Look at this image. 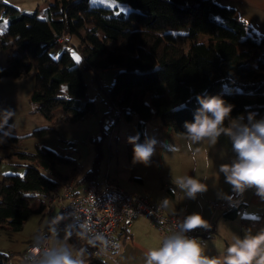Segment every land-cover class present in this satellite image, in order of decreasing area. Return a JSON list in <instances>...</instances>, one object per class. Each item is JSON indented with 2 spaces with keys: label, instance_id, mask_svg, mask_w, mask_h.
Here are the masks:
<instances>
[{
  "label": "trees",
  "instance_id": "obj_1",
  "mask_svg": "<svg viewBox=\"0 0 264 264\" xmlns=\"http://www.w3.org/2000/svg\"><path fill=\"white\" fill-rule=\"evenodd\" d=\"M115 1L126 2L130 9L91 7L89 0H59L48 3L39 18L36 11L24 12L0 0V49L13 50L0 67V79L33 71L29 101L38 104L31 111L51 124L28 135L55 134L69 145L67 153L44 146L36 147L34 153L13 152L23 161L25 173L5 174L0 179V229L20 230L30 215L28 202L39 195L46 200L69 180L74 181L73 194H77L89 181L101 179L105 133H87L86 138L94 142L95 158L83 170L70 154L77 151L76 140L66 139L57 128L62 121L76 122L96 110L88 97L85 70L91 71L103 91L99 101L105 111L100 125L110 103L119 108L116 121L121 114L128 120L136 118V133L141 137L153 117L174 132H182L183 122L191 120L198 107L197 94L222 96L234 105L232 116L264 112V36L251 32L232 6L215 0ZM60 40L61 53L53 58L49 51ZM71 48L83 58L79 64L72 60ZM108 70L113 80L101 84L100 75ZM4 131L0 128L1 141L18 139L9 132L3 135ZM59 165L67 166L68 172L58 171ZM51 206L45 201L41 211ZM234 213L235 208L228 212L229 216ZM65 232L78 246L75 231ZM44 236L28 239L26 246ZM24 250H0V264H18L14 255L23 260ZM52 251L48 248V253ZM82 259L84 264H110L108 259L85 253Z\"/></svg>",
  "mask_w": 264,
  "mask_h": 264
},
{
  "label": "clouds",
  "instance_id": "obj_2",
  "mask_svg": "<svg viewBox=\"0 0 264 264\" xmlns=\"http://www.w3.org/2000/svg\"><path fill=\"white\" fill-rule=\"evenodd\" d=\"M196 100L198 107L193 111L192 119L183 122L180 136L190 148L205 141L212 148L223 136L230 142L233 153L227 162L215 165L213 179L222 176L224 183L230 186V192L217 187L216 198L233 204L237 196L251 189L264 200V116L257 118V113L252 111L232 116L234 105L220 95L197 94ZM14 117L13 110L0 109V128H5ZM8 134L7 130L3 132L5 136ZM127 141L134 146V161L151 162L159 136L150 134L141 139L138 132L129 135ZM195 150L199 151V147ZM224 155L226 152L221 153V158ZM208 180L207 176L200 178L188 173L171 177V183L189 200H196L198 194L208 191ZM170 206L174 208L167 197L160 200L159 207L167 209ZM210 228L209 221L199 212L183 215L174 231L163 236L157 246L146 250L144 264H264V226L258 229L245 227L241 234L227 229L231 235L220 245L216 255H208L207 245L189 235L194 229ZM82 256L81 252L74 258L67 249H61L47 253L43 264H84Z\"/></svg>",
  "mask_w": 264,
  "mask_h": 264
},
{
  "label": "crops",
  "instance_id": "obj_3",
  "mask_svg": "<svg viewBox=\"0 0 264 264\" xmlns=\"http://www.w3.org/2000/svg\"><path fill=\"white\" fill-rule=\"evenodd\" d=\"M215 1L232 6L236 14L247 23L251 32L257 36H264V0ZM115 7L119 8L116 5ZM62 42L63 40H60L59 43ZM112 77L111 72V80H113ZM89 95L88 93V97ZM95 108L96 110L92 114L95 115L99 122V119L105 111V104L101 103V105H97ZM261 116H264V114L257 116V118ZM115 123L116 120L112 125V129ZM70 130L72 131L71 128ZM101 132L105 133L100 129L99 134ZM150 134L159 136L156 152L151 162L143 159L138 161L140 168L136 175H132L134 178L133 181L130 180L129 177L125 178V176H121V179H117L110 173L106 174L126 190L138 192L153 202H160L163 197H167L174 205V208L172 206L167 209L164 208L166 212L183 215L192 212L201 213L209 222L214 224V230L211 235L196 236V238L201 239L207 245L205 251L208 255H216L220 245L225 243L230 237L231 233L228 232L227 229L241 234L242 229L245 227L253 226L258 229L264 226V200H261L260 197L255 195L254 190L250 189L241 196V201L235 207V213L231 216L228 214L229 211L224 212L216 210L211 204V202L219 201L216 198L217 187L225 192L230 191V186L224 183L222 176L213 179L215 165L227 162L233 155L230 142L225 137L221 136L217 144L212 148H209L206 141L202 145L192 146L190 148L188 142H186L180 134L161 125L154 117L146 123L141 139L146 138ZM85 139H87L86 136ZM196 147H199V151L195 150ZM174 148L178 150H174ZM127 152H134L133 144H127ZM222 152H226L223 158H221ZM193 153H195V155H193ZM67 172L68 171L64 173ZM185 173L200 178L205 176L209 177L207 181L209 184L208 191L198 194L196 200L185 199L183 193L171 183V177L183 175ZM154 178H158L160 184L158 183L155 186L150 185L149 181ZM36 199L33 200L31 204L36 210L40 211L45 201H36ZM29 205L30 202H28V207ZM53 210V208H47V211L51 213V215H53ZM42 235L46 234L44 233ZM116 236L119 247L109 260L111 264H144V253L146 250L157 246L162 238L159 231L150 221L142 216L135 218L125 227L119 228ZM25 246L26 243L21 250H23ZM73 246L77 249V253H71L75 258L81 251L77 245L73 244ZM48 248L51 249L49 246ZM17 262L21 264L22 260L18 258Z\"/></svg>",
  "mask_w": 264,
  "mask_h": 264
},
{
  "label": "rangeland",
  "instance_id": "obj_4",
  "mask_svg": "<svg viewBox=\"0 0 264 264\" xmlns=\"http://www.w3.org/2000/svg\"><path fill=\"white\" fill-rule=\"evenodd\" d=\"M3 1L24 12L36 11L37 16L42 18L44 16V8L48 3L58 2L59 0ZM89 5L91 7H101L108 10H113L115 5L122 11H128L130 9L126 2H118L115 0H89ZM100 33L102 34L103 31ZM121 37L122 35L118 34V38L120 39ZM205 38V36H201V39ZM62 45V43H58L50 49L49 54L53 58L59 57ZM12 51L11 48L0 49V67L7 63L8 56L11 55ZM84 78L87 84L88 93L90 94L89 97L94 100L96 106L101 105L99 98L103 96V91L100 89L98 83L93 80L91 71L85 70ZM100 81L101 84H110L111 72H102L100 75ZM33 85V71H28L16 78L8 77L0 79V109H11L15 112L14 119H10L8 121V126H5L3 129L18 137L14 142L0 140V156H2V162L0 164V179L5 174L23 175L25 173L24 163L15 153H13L15 151L34 153L36 147L46 146L55 151L67 153L66 151L68 150L69 145L61 141L55 134L45 136L28 135L35 128L49 126L51 124L39 112L31 111V109L38 104L37 102L29 101V95ZM262 114H264V112ZM154 118L159 121L157 117ZM57 128L60 134L66 139L76 140L75 148L77 151L71 152L70 154L78 160L83 170L90 168L93 159L95 158V152L92 146L94 142H90L89 138L85 139V136L87 135V132L91 135H96L100 132L99 122L95 115L91 114L87 118L76 122L62 121L58 123ZM133 133H136V118L134 117L132 120H128L123 114H121L114 124L113 129H111V132L106 133L103 137V152L99 163L100 177H103L106 173H110L117 179H121V176H125V178L129 177L130 180H134L132 175H136L140 166L138 162L133 159L134 152H127V144H129L127 137ZM55 168L61 172L68 171V167L65 165H59ZM47 173L53 176L51 172ZM149 183L152 186H155L158 183L160 184L158 178L151 179ZM37 200L46 201L41 195L37 197L36 201ZM31 202L29 205L30 215L20 230L8 231L7 229H0V250L19 251L23 248L28 239H32L39 234L45 233L49 239L48 246L52 250L58 251L61 249H67L70 253H77V249L68 239L67 232H60L57 227L50 229L48 219L51 213L48 211L36 210ZM51 207L54 209L52 214H57L59 210L58 205L52 203ZM53 215H51L50 218L53 217ZM77 247L82 252L81 247L79 245ZM14 257L15 260L18 258L20 259L18 255H14ZM109 260L110 259L107 261L111 264V261Z\"/></svg>",
  "mask_w": 264,
  "mask_h": 264
},
{
  "label": "built area",
  "instance_id": "obj_5",
  "mask_svg": "<svg viewBox=\"0 0 264 264\" xmlns=\"http://www.w3.org/2000/svg\"><path fill=\"white\" fill-rule=\"evenodd\" d=\"M119 112L116 105L107 104V112L100 125L102 131L110 132ZM73 193L74 181L69 180L61 191L55 189L46 198V202L57 203L59 207L58 213L50 219V229L57 227L64 232L71 228L83 253L104 259H111L119 247L117 230L135 218L146 217L163 237L174 231L183 217V214L166 212L159 207L160 202L126 190L107 174L98 181H89L77 194ZM240 201L241 196H237L233 204L222 200L211 204L214 209L225 212L235 208ZM209 223L210 229H194L189 235L211 234L214 224ZM47 253L48 236L45 235L39 242L25 247L21 264H43Z\"/></svg>",
  "mask_w": 264,
  "mask_h": 264
},
{
  "label": "water",
  "instance_id": "obj_6",
  "mask_svg": "<svg viewBox=\"0 0 264 264\" xmlns=\"http://www.w3.org/2000/svg\"><path fill=\"white\" fill-rule=\"evenodd\" d=\"M69 52H70V56H71L72 60H73L75 63H77L76 57L81 58V55H80V54L78 53V51H77L76 49H74V48H71V49L69 50Z\"/></svg>",
  "mask_w": 264,
  "mask_h": 264
},
{
  "label": "snow or ice",
  "instance_id": "obj_7",
  "mask_svg": "<svg viewBox=\"0 0 264 264\" xmlns=\"http://www.w3.org/2000/svg\"><path fill=\"white\" fill-rule=\"evenodd\" d=\"M79 59H80L79 57H76L77 62L79 61Z\"/></svg>",
  "mask_w": 264,
  "mask_h": 264
}]
</instances>
